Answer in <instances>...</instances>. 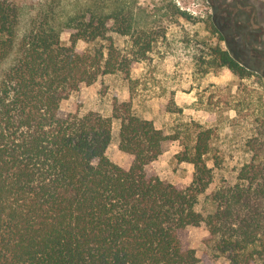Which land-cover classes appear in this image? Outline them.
I'll return each mask as SVG.
<instances>
[{
	"label": "trees",
	"instance_id": "obj_1",
	"mask_svg": "<svg viewBox=\"0 0 264 264\" xmlns=\"http://www.w3.org/2000/svg\"><path fill=\"white\" fill-rule=\"evenodd\" d=\"M32 7L0 0V264H198L187 228L200 225L213 257L264 264L260 154L240 167L225 168L218 157L209 166L212 132L200 128L178 155L193 166L192 181L176 185L146 169L166 136L131 102L115 99L111 116L61 112L82 86L122 68L112 63L109 33L130 37L131 65L146 58L150 43L132 34L137 2L87 0L72 13L61 0ZM99 39L111 41L108 54L77 49L79 40ZM202 52L210 68L252 76L219 41ZM114 121L119 150L132 156L127 169L106 155ZM201 197L210 210H198Z\"/></svg>",
	"mask_w": 264,
	"mask_h": 264
},
{
	"label": "rangeland",
	"instance_id": "obj_2",
	"mask_svg": "<svg viewBox=\"0 0 264 264\" xmlns=\"http://www.w3.org/2000/svg\"><path fill=\"white\" fill-rule=\"evenodd\" d=\"M32 11L47 0H14ZM64 13H72L87 0H61ZM140 8L133 25V37L150 43L146 58L131 65L130 37L109 33L117 54L112 63L122 66L114 73L82 86L61 103V112H97L111 116L114 100L131 102L133 112L151 120L166 140L162 154L146 167L149 172L176 185L192 181L193 166L180 162L178 155L194 144L200 128L211 130L208 165L218 157L225 168L240 167L260 154L264 161V0H135ZM181 13H185L182 15ZM29 14V13H28ZM70 33H61L68 46ZM219 41L223 49L251 70L241 79L227 68H210L199 59L206 44ZM111 41L79 40L77 49L102 50L106 55ZM119 122L113 123L107 157L129 168L132 156L118 148ZM219 176L209 187L212 192ZM198 210L211 209L204 197ZM204 225L187 228V243L198 264H228L224 256L213 257L204 244Z\"/></svg>",
	"mask_w": 264,
	"mask_h": 264
}]
</instances>
